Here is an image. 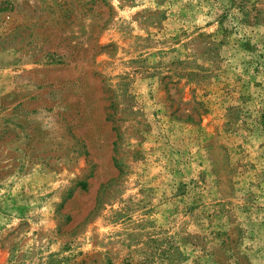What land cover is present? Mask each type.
<instances>
[{
  "label": "rangeland",
  "instance_id": "1",
  "mask_svg": "<svg viewBox=\"0 0 264 264\" xmlns=\"http://www.w3.org/2000/svg\"><path fill=\"white\" fill-rule=\"evenodd\" d=\"M0 264H264V0H0Z\"/></svg>",
  "mask_w": 264,
  "mask_h": 264
}]
</instances>
